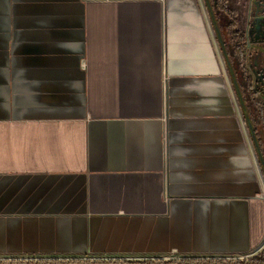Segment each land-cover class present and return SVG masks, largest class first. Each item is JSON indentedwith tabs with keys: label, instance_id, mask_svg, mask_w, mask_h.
Listing matches in <instances>:
<instances>
[{
	"label": "crops",
	"instance_id": "0c3cea01",
	"mask_svg": "<svg viewBox=\"0 0 264 264\" xmlns=\"http://www.w3.org/2000/svg\"><path fill=\"white\" fill-rule=\"evenodd\" d=\"M248 1L218 20L229 49ZM240 86L260 141L264 86ZM263 244V170L205 0H0V259Z\"/></svg>",
	"mask_w": 264,
	"mask_h": 264
},
{
	"label": "flooded vegetation",
	"instance_id": "af4514ba",
	"mask_svg": "<svg viewBox=\"0 0 264 264\" xmlns=\"http://www.w3.org/2000/svg\"><path fill=\"white\" fill-rule=\"evenodd\" d=\"M248 2H249V5H251V6L248 8V11L246 12L245 16H246V21H247V34H248L246 40H247V42H248V40H250L248 42L249 48H248V45H247L246 40H245V38H246L245 33H244L243 37L239 36L240 34L236 33L237 34L236 35V34L232 33V35H233L232 38H234V40H232L231 49H229L230 47L228 48V44L225 41V39H224V43H225V47H226V50H227L229 55L234 54L237 59L239 57H241V61H242L241 68H243V71L241 72V81L240 82H239V78L237 77L238 82H239V85H241V83L243 84V82L244 83L246 82L244 86L247 88V90H249L250 97L252 95L254 97V94H257L259 91V86L260 85L264 86V67H261V64L262 63L264 64V59L262 57L256 58V60H254V64L252 65L250 62V57H246L243 53L239 52V49L235 53L231 52V50H233V49L236 50L237 48H241L242 45L245 43L246 44V51L250 56V52L252 50V43L256 42V43H263L264 44V0H253V2L251 0H249ZM218 27L220 28L219 23H218ZM220 30H221L222 36L224 38V31L222 30V28H220ZM236 53H238V54H236ZM229 58H230V56H229ZM260 59L263 60V62L260 61ZM244 101H245V98H244ZM261 116L264 120V114H262ZM256 134H257V132H256ZM262 136H263L262 140L264 141V133L262 134ZM257 138L259 141L258 136H257ZM262 140L259 141V144L262 143L261 142ZM260 147L262 149V145H260Z\"/></svg>",
	"mask_w": 264,
	"mask_h": 264
},
{
	"label": "built area",
	"instance_id": "2783aa9c",
	"mask_svg": "<svg viewBox=\"0 0 264 264\" xmlns=\"http://www.w3.org/2000/svg\"><path fill=\"white\" fill-rule=\"evenodd\" d=\"M264 251V244L250 255L241 258H225L231 261H249L254 256L260 255ZM182 258L176 255L165 256V257H139V258H115V257H103L95 258L91 256L83 257H53V258H22V259H0V264H139L140 262H160V263H171V261H179ZM193 260V259H183ZM118 262V263H115ZM183 262V261H182Z\"/></svg>",
	"mask_w": 264,
	"mask_h": 264
},
{
	"label": "water",
	"instance_id": "95a60500",
	"mask_svg": "<svg viewBox=\"0 0 264 264\" xmlns=\"http://www.w3.org/2000/svg\"><path fill=\"white\" fill-rule=\"evenodd\" d=\"M205 2H206V6H207V9H208L210 18L212 20L213 26H214V30H215V34H216L217 40L219 42V45L221 47L223 56H224L225 61L227 63V66H228V69H229V72H230V75H231V79H232V82H233V85H234L238 100L240 102L241 108L243 110V114H244L246 122H247L248 130H249V132L251 134V138L253 140V144L255 146V149H256V152H257V156L259 158L260 165L262 166L263 175H264V156H263V152H262V149L260 147L255 128H254L253 123H252V121H251V119L249 117V114H248L247 107H246V104H245V101H244V97H243V93H242V89H241V87L239 85L238 78H237V75H236V73L234 71L233 64L231 63V60L229 58V54H228V52L226 50L221 30L218 27L217 22L215 21V16H214V13H213L212 8H211L210 1L209 0H205ZM248 48H249V45H248Z\"/></svg>",
	"mask_w": 264,
	"mask_h": 264
},
{
	"label": "trees",
	"instance_id": "16d2710c",
	"mask_svg": "<svg viewBox=\"0 0 264 264\" xmlns=\"http://www.w3.org/2000/svg\"><path fill=\"white\" fill-rule=\"evenodd\" d=\"M209 1L211 4L212 11H213L214 16H215V21L218 24V20H220V18H222L225 15L227 0H209ZM212 3L214 5H212ZM238 49H239V52L244 54L245 49H246V44L244 43L241 48H237L236 50L233 49V50H231V52L234 53V52L238 51ZM241 64H242L241 57H239L238 59L236 58V60L233 64L235 69L239 70L237 72L239 73L240 77H241L240 72L243 71V68H241V66H242ZM245 83L243 82V85H245ZM255 131H256V129H255ZM263 156H264V151H263ZM226 263L227 262H222V264H226ZM163 264H211V263L183 261V262H171V263H163ZM230 264H264V251L260 255L256 256L255 258H253L249 261L230 263Z\"/></svg>",
	"mask_w": 264,
	"mask_h": 264
},
{
	"label": "rangeland",
	"instance_id": "374dc122",
	"mask_svg": "<svg viewBox=\"0 0 264 264\" xmlns=\"http://www.w3.org/2000/svg\"><path fill=\"white\" fill-rule=\"evenodd\" d=\"M142 260H139V264H162L160 262H140ZM184 261L183 259H179V261H176V262H182ZM186 261H190V262H200V263H211V264H222V262H227L228 264L230 263H238L240 261H231L229 259H223V258H199V259H193V260H186ZM171 262H175V261H171ZM115 263H118V262H115ZM226 263V264H227ZM123 264H126V263H123Z\"/></svg>",
	"mask_w": 264,
	"mask_h": 264
}]
</instances>
